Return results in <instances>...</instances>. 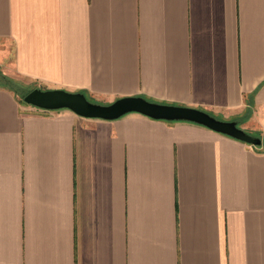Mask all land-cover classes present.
Masks as SVG:
<instances>
[{"label":"crops","instance_id":"1","mask_svg":"<svg viewBox=\"0 0 264 264\" xmlns=\"http://www.w3.org/2000/svg\"><path fill=\"white\" fill-rule=\"evenodd\" d=\"M0 67L264 131V0H0ZM0 264H264V148L0 85Z\"/></svg>","mask_w":264,"mask_h":264},{"label":"water","instance_id":"2","mask_svg":"<svg viewBox=\"0 0 264 264\" xmlns=\"http://www.w3.org/2000/svg\"><path fill=\"white\" fill-rule=\"evenodd\" d=\"M24 101L46 110L70 109L74 113L88 118L113 120L128 113L137 112L154 119L167 121H189L209 127L236 139L264 148V135L248 133L236 120H225L208 111L170 103L150 101L142 96H125L109 104L93 102L83 92H71L65 89L33 88Z\"/></svg>","mask_w":264,"mask_h":264},{"label":"trees","instance_id":"3","mask_svg":"<svg viewBox=\"0 0 264 264\" xmlns=\"http://www.w3.org/2000/svg\"><path fill=\"white\" fill-rule=\"evenodd\" d=\"M0 85H2L3 87H7L11 90H13L16 94H19L21 91L20 89L22 88L23 84L21 82H19L18 80L4 74L3 72L0 71ZM28 93V92H27ZM27 93H22V99L24 100V96ZM89 100H91L90 98H88ZM92 101V100H91ZM94 102V101H93ZM26 103V102H25ZM210 113V112H209ZM212 114V113H211ZM214 115V114H212ZM216 116V115H215ZM220 119H223L219 116H216Z\"/></svg>","mask_w":264,"mask_h":264},{"label":"rangeland","instance_id":"4","mask_svg":"<svg viewBox=\"0 0 264 264\" xmlns=\"http://www.w3.org/2000/svg\"><path fill=\"white\" fill-rule=\"evenodd\" d=\"M0 71L1 72H3L2 70H1V67H0ZM4 73V72H3ZM5 74V73H4ZM23 86H22V88L20 89V93H19V96L22 98V93H27V92H29L31 89H33L34 87H35V85H32V86H30L28 83H24V81H23ZM37 88V87H36ZM38 88H40V87H38ZM43 89V88H42ZM22 101L25 103V101L22 99ZM93 101V100H92ZM98 103V102H97ZM224 119V118H223ZM239 125V124H238ZM240 126V125H239ZM250 129V128H249ZM249 129H246L245 128V130L248 132V133H250V134H252V135H256V136H263L264 134H263V132L264 131H253V130H249Z\"/></svg>","mask_w":264,"mask_h":264}]
</instances>
